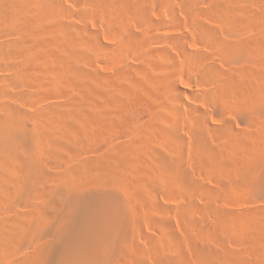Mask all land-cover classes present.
Returning <instances> with one entry per match:
<instances>
[{
  "label": "rangeland",
  "instance_id": "obj_1",
  "mask_svg": "<svg viewBox=\"0 0 264 264\" xmlns=\"http://www.w3.org/2000/svg\"><path fill=\"white\" fill-rule=\"evenodd\" d=\"M140 1H143L142 7L140 5V10L142 9L143 12L139 14L138 11L134 12L135 10L129 7L124 8L123 5L112 2L105 4L94 0H60L58 8V3L53 0L51 2L49 0L48 4L47 0H23L20 6L24 13L21 14L20 21L24 27V34L16 36L7 31L6 35L5 30L2 31L3 37L0 35V45L7 47L6 56L0 57L4 59L0 60L4 65L10 62L19 64L20 60L24 59L22 51L19 50L20 46L25 49L30 47L32 38H37V42L41 41L42 46L45 45V48L50 50L48 52L44 49L45 56L40 54L29 56L24 59L25 63L22 60V64H25L24 66L29 70L23 78V86L21 85L20 90L32 94L31 90L39 95L31 101L28 99L22 101L21 105L24 109L33 112L42 107L61 104L63 107L72 108L79 106L76 109H82L85 113V117L77 119L75 134H70L68 138L61 136V140L67 139L70 146L74 147L70 152L68 148L63 149L61 155L64 159L61 158V166H69L68 162L70 165L77 164L80 160L97 158L101 154L106 157L112 155V159L116 161L113 174H117V178L113 176L115 179L111 181L113 184L104 179L102 172L99 176L103 177L104 181L100 179L97 182L102 181L105 185L98 184L96 178L94 179L95 184L104 188L99 190L101 188L98 186V191L95 188L97 195L100 191L107 192L109 189L112 193H116L117 197H114V193L107 192L109 197L113 196L116 200L111 199L113 205L117 204L115 212L109 214L103 212L104 215H101L99 205L95 204L96 200L99 201L98 195L88 203L92 209L89 205H85L84 209L87 210L84 211L82 206L80 211H76L78 212L75 213L76 215L69 216L70 219L61 218L64 222L61 223V227L66 230L68 239H84L90 227L103 238L109 235L111 264H207L204 259L199 261L197 258L198 255L195 253L199 250L204 252L206 250V253L213 250L222 257L230 256L229 252L233 251L230 257L236 258L235 261L238 252L240 256H245L248 264H264V241L261 238L263 241L261 243L257 232L249 228L250 220L264 222V107L252 111L249 106L246 107L235 100L227 101L224 95L218 94L222 92L219 90L221 89L219 82L221 83V80L223 81L232 72H246L240 77L244 78L247 86L242 84L243 78L240 83L244 85L245 91L249 89L247 92L244 91L249 94L248 97L252 95V89L255 87L250 85L253 84L252 82L255 84L259 81L257 78L261 77L259 83L264 84V62L260 64V60L264 61V0H235V2L231 0L233 3L231 5L236 7L239 14L241 13L242 23L238 26L224 23L217 15L212 14L211 10V13L208 11L213 0ZM49 5L57 7L53 10L50 7L53 15L49 9L47 13ZM121 6L124 9L120 8ZM214 27L217 33L211 38L210 33L205 32V28L214 30ZM128 29L132 32L129 33ZM22 37L25 41L18 45L17 41ZM237 41L251 44L260 41L259 44H255V49L260 45V50L250 53L243 51V53L237 49L226 54L221 48L225 43ZM209 65L218 67L215 69L216 72L219 70L218 75L215 74L214 78L206 77L204 74L205 67ZM4 70L5 68L0 70L2 78L8 75V71ZM172 83L182 92L174 91ZM200 114L205 117L209 125L206 126V131L209 133L208 144L213 152L204 156L193 135L195 120L198 118L203 120ZM225 121L230 127L224 128L228 127L230 131L220 128L225 125L223 123ZM218 129H224L223 136L218 135ZM76 136L81 138L77 137L79 141L73 142ZM72 150L74 152H71ZM216 151H221V156ZM238 152L240 153L237 154ZM245 153L250 154L248 156ZM244 154L249 158L253 154L257 158L256 162L259 160L257 166L260 167L258 170L256 166V171L261 173L257 176L252 173L255 176L254 180L250 177L251 173L246 177L250 179L249 181L241 176L244 172L240 171V176L238 175L237 168H240L238 166H241L242 160L247 158ZM241 155L245 158L241 157V159ZM167 162L170 164L166 165L167 168L170 166L168 169L163 164ZM171 163L175 166L172 167ZM235 172H238L236 175L240 179L232 176ZM118 176L121 178L118 179ZM116 180H120L121 183ZM235 180L241 181H239L242 183L239 185L240 188L237 186L239 182ZM242 180L247 181L244 182L246 185ZM46 183L48 187L50 183L47 181ZM95 191L92 189V193ZM46 196L47 198L36 196L26 205L15 201L12 207L2 202L0 222L7 223V220L2 221V218H8V223L12 220L19 222V218L26 217L29 212H43L45 200L50 199L49 194ZM94 204L96 210L98 206L99 212L94 211ZM50 208L51 214L56 212L57 207L50 206ZM81 212L87 213V216ZM105 219L106 221L109 219L110 222L105 224ZM47 220L50 221L49 218ZM212 222L216 225L218 223L219 229ZM211 226L215 228L212 229ZM211 229L213 231L217 229L221 234L219 236L218 232H214L215 241L213 234L210 235ZM19 237L13 249L11 247L6 248V252L4 250L0 264L2 262L18 264L31 251L35 241L31 239L24 241L26 238ZM40 239H38L39 243L45 240ZM210 242L211 245L208 244ZM226 257L227 264L232 262L235 264V261H232L234 258L230 261L231 258ZM209 260L207 261L212 262ZM213 261V264L223 263H219L221 259Z\"/></svg>",
  "mask_w": 264,
  "mask_h": 264
},
{
  "label": "bare ground",
  "instance_id": "obj_2",
  "mask_svg": "<svg viewBox=\"0 0 264 264\" xmlns=\"http://www.w3.org/2000/svg\"><path fill=\"white\" fill-rule=\"evenodd\" d=\"M23 0H0V32H1V36H2V31H5L6 35H7V31H9L10 33L16 34V36H22V34H24V27L22 22L20 21V16L21 14L24 13V10H21L22 6H20L23 2ZM26 1V0H24ZM46 1V0H45ZM47 0V4H48ZM59 8L60 5V0H53ZM89 1V0H88ZM95 2H99V3H107V2H112L113 4H118V5H123V7L125 8H131V10H135L134 12L138 11L139 14L140 12H143L142 9L140 10V5L143 4L140 0H94ZM147 1V0H146ZM190 1V0H189ZM233 1V0H232ZM263 1V0H262ZM261 1V2H262ZM51 2V0H50ZM235 2V0H234ZM44 4V3H43ZM45 4V5H47ZM50 4V3H49ZM52 4V3H51ZM50 4V5H51ZM91 4V3H90ZM94 4V2H93ZM97 4V3H96ZM104 4V5H105ZM108 4V3H107ZM110 4V3H109ZM231 4V0H213L211 1V4L209 5L210 8L209 10L206 9L210 12V10L213 12L212 14L217 15V17H219L221 19V21L224 23H231L233 26H238L241 25L240 23H242L241 21V16L239 14V12H237L238 10H236V7H233ZM47 6V10L51 9L53 10L55 7L53 6ZM39 6V5H37ZM41 6V5H40ZM43 6V5H42ZM98 6V5H97ZM117 6V5H116ZM44 7V6H43ZM51 7V8H50ZM91 7V6H90ZM111 7V5H110ZM114 7V6H113ZM142 7V5H141ZM57 8V7H56ZM122 8V6L120 7ZM122 8V9H124ZM145 8V7H143ZM241 9V8H240ZM243 9V8H242ZM39 10V9H38ZM49 10L47 11V13L49 12ZM50 10V13H51ZM115 10V9H113ZM34 11V10H33ZM36 11V10H35ZM46 11V10H45ZM127 11V10H126ZM247 11V10H246ZM100 12V11H99ZM118 12V11H117ZM145 12V11H144ZM205 12V11H204ZM242 12V11H241ZM28 13V12H27ZM131 13V11H130ZM133 13V12H132ZM208 13V12H207ZM211 13V12H210ZM44 14V13H42ZM46 14V13H45ZM44 14V15H45ZM53 15V13H51ZM117 14V13H116ZM121 14V13H120ZM128 14V13H127ZM145 13H142V15H144ZM56 15V14H55ZM138 15V13H137ZM43 16V15H42ZM59 16V15H58ZM126 16V15H125ZM135 16V14H134ZM133 16V17H134ZM140 16V15H139ZM147 16V15H146ZM248 16V15H247ZM251 16V15H250ZM253 16V15H252ZM264 16V15H263ZM257 17V16H256ZM26 18V17H25ZM31 18V17H30ZM126 18V17H125ZM244 18V16H243ZM250 18V17H249ZM252 18V17H251ZM23 19V18H22ZM34 19V18H33ZM36 19V17H35ZM109 19V18H108ZM219 19V20H220ZM245 19V18H244ZM127 21V19H125ZM131 20V19H130ZM243 20V19H242ZM248 20V19H247ZM25 21V20H24ZM110 21V20H109ZM129 21V20H128ZM120 22V21H119ZM244 22V21H243ZM248 22V21H247ZM246 22V23H247ZM257 22V21H256ZM24 23V22H23ZM111 23V22H110ZM125 23V22H124ZM245 23V22H244ZM243 23V24H244ZM60 24V23H59ZM32 25V24H31ZM118 25V24H117ZM224 25V24H223ZM229 25V24H227ZM246 25V24H245ZM250 25V24H249ZM248 25V26H249ZM251 26V25H250ZM256 26V25H255ZM259 26V25H258ZM125 27V26H124ZM205 27V26H204ZM218 26H216L217 28ZM27 28V27H26ZM211 28V27H210ZM210 28H205V32L210 33V37H212V35H215L217 33V29L212 30ZM248 28V27H247ZM255 28V27H254ZM42 29V28H41ZM44 29V28H43ZM49 29V28H48ZM221 29V28H220ZM83 31H85L84 28H82ZM219 30V29H218ZM41 31V30H40ZM122 31V30H121ZM126 31V30H125ZM86 32V31H85ZM128 32H132L129 31ZM204 32V31H202ZM219 32V31H218ZM4 33V34H5ZM206 33V34H207ZM213 33V34H212ZM209 35V34H208ZM134 36V35H133ZM218 36V35H217ZM3 37V36H2ZM14 37V36H13ZM11 37V38H13ZM125 37V36H124ZM248 37V36H247ZM6 38V37H5ZM5 38L3 40H5ZM17 38V37H16ZM207 38V37H206ZM251 38V37H250ZM9 39V38H8ZM7 39V41H9ZM15 39V38H14ZM13 39V40H14ZM26 39V38H25ZM242 39V38H240ZM18 45H20L21 43H24V37L18 39ZM48 40V39H47ZM218 40V37H217ZM5 41V42H7ZM38 39L37 38H32L31 39V45L30 47H27L25 49V47H22V45L20 46L21 48L19 50L22 51V55L24 57V59L29 58V56H33V55H42L45 56L46 52L44 51L45 45L42 46L41 41L40 43L37 42ZM210 41V40H209ZM216 42V39L214 40ZM251 41L253 42V40L251 39ZM262 41V40H261ZM44 42V40H43ZM42 42V43H43ZM136 42V41H135ZM219 42V40H218ZM229 42V41H228ZM260 42V41H259ZM259 42H254L255 44ZM1 43V42H0ZM220 43V42H219ZM218 43V44H219ZM264 43V41H263ZM16 44V42H15ZM30 44V43H29ZM102 44V43H101ZM255 44H251L249 42H236V43H225V45L221 46V48L226 52L230 51H235V50H241L242 52L244 51L245 53H250V52H257L256 50L259 49L258 48L255 49ZM257 44V45H258ZM5 45V44H4ZM221 45V43H220ZM26 46V44H25ZM50 46V45H49ZM10 47V46H9ZM220 47V46H219ZM7 48V47H6ZM5 47L0 45V57L4 56L5 54H7V50ZM15 48V47H14ZM83 48V47H82ZM85 48V46H84ZM216 48V47H215ZM264 48V46H263ZM11 50V49H10ZM17 50V48L15 49V51ZM260 50V49H259ZM14 50H12L13 52ZM46 51H50L49 49H46ZM53 51V50H52ZM86 51V50H85ZM264 51V50H263ZM19 52V51H18ZM47 52V53H48ZM239 52V51H236ZM234 52V53H236ZM243 52V53H244ZM11 52H9L10 55ZM15 53V52H14ZM53 53V52H52ZM90 53V52H89ZM264 53V52H263ZM227 54V53H226ZM242 55V54H241ZM249 55V54H248ZM6 56V55H5ZM245 56V55H244ZM250 57V56H249ZM262 57V56H261ZM3 58V57H1ZM24 59H21L19 64L15 63V62H10V63H6V65H4V63H0L2 65H0V70L3 68H5L6 72L8 73L7 77L2 78L0 77V204H2V202L6 203V206L8 207H12L14 206L13 204H15V201H18L19 203H23V205L28 204L29 202L31 203V201L34 199V197H46V195H50V199L45 200L46 203L43 206V212H29L30 214L27 215L26 217L21 216L22 218H19L20 221L19 222H15L14 220H12V225L9 222L8 223V218H2L4 221L7 220V223L10 224L11 226H9L7 223L3 224V222H0V257L4 255V250L6 248H11L13 249V247L15 246V242L17 241L16 239H19V236H23L24 239L26 238L27 241L28 239H31L32 241L34 240L35 243L34 245L31 247V251L27 254V256L25 258H23L20 262H18V264H111L110 261V237L109 235H103L106 238H103L101 236V234L97 235V232L95 233V231L93 229H91L92 227H90V230L88 231V233L86 235H84V239L79 240L78 238H74V239H68L69 237L66 236V230L62 229L63 227H61V223H64V217L69 218L70 215H73L77 210L80 211V208L84 209L85 205H89V201H91L92 199H95V197H97L98 195V202L96 200L95 204L99 205V208L101 209L102 214L104 215L103 212H115V208L116 205H113L111 202V196L109 197L108 193L110 191H100L102 193L99 192V194L97 195V188L99 186V190H103L104 188L101 187V185H97L94 182V179L96 180V182L100 179L103 180V177H105V180H109L110 182L115 180L113 178V176L115 175V178L117 174H113V170L116 167V161H114L112 159V155L111 157H106L104 156V154H101L99 157L97 158H91V159H85V160H80L79 163L77 164H69V162L67 163L69 166H61V160L64 159L62 158L61 152L63 151V149L67 150V148L69 149L68 151L70 152V149H74L73 145L70 146V143L67 142V139L61 140V136H66L68 138V136H70V134H75V130L76 128V123L78 118H82L85 117V113L83 112L82 109L77 110L79 106H77L76 108H72V107H63L61 106V104H55L54 106L51 107H42L40 109H36L33 112L27 111L26 109L23 108V106L21 105V102L28 99V100H33L36 97H38L39 95L34 92L29 94L28 92L25 93L24 91L22 92L20 89V87H22L23 85V78L24 76L27 74V71L29 70L28 68H26L23 64H22V60L23 63H25L26 61ZM251 59V58H250ZM264 59V58H263ZM2 60V59H0ZM4 60V59H3ZM2 60V61H3ZM258 60V59H257ZM261 62H264L262 60H260V64ZM30 64V63H29ZM76 66L78 64H75ZM29 66V65H28ZM261 66V65H260ZM3 67V68H2ZM81 67V65H80ZM252 66H250L251 69ZM254 67V66H253ZM258 67V66H257ZM243 68V67H242ZM247 68V67H244ZM79 69V68H78ZM81 69V68H80ZM205 72L204 74L206 75V77H212L215 74H217V71L215 69H218L214 67V65H209L207 68L205 67ZM254 69V68H252ZM4 70V71H5ZM82 70V69H81ZM242 70V69H241ZM259 70V69H257ZM261 70V69H260ZM263 70V69H262ZM222 72V70H220ZM4 72V73H6ZM78 72V71H77ZM81 72V71H80ZM87 72V71H86ZM232 72V71H231ZM79 73V72H78ZM200 73V72H199ZM227 73V72H226ZM244 76V73L246 72H232L229 74L228 77H225V79H223V81L221 80L220 84V91H222L221 93L218 94H222L224 95L225 98H227L228 100L231 101H238V103L240 102V104L245 105L246 107L249 106V109L252 111H255L257 108L258 109H263L264 107V84H260L259 81L261 79L257 78V80H259L254 84V82H252L253 84L250 85H254L255 87H253L252 89V95L250 97H248V95L245 93L247 92L249 89H247V91L244 90V85L242 86V84H245L246 82H244V78L240 75ZM249 73V72H248ZM260 73V72H259ZM263 73V72H262ZM1 75V73H0ZM201 75V74H200ZM218 75V74H217ZM223 75V74H222ZM247 75V74H246ZM250 75V74H249ZM252 75V73H251ZM260 76H262L261 74H259ZM257 75V76H259ZM2 76V75H1ZM226 76V74H225ZM220 78V77H219ZM243 78V83L240 81ZM251 78V77H250ZM202 79V78H201ZM221 79V78H220ZM247 79V78H246ZM204 80V79H202ZM208 80V79H207ZM251 80V81H252ZM249 81V82H251ZM242 84H241V83ZM22 85V86H21ZM246 85V84H245ZM248 85V86H250ZM173 89L174 91H181L180 88L176 85H173ZM247 86V85H246ZM250 86V87H252ZM172 89V90H173ZM28 90V89H27ZM25 90V91H27ZM218 90V91H219ZM217 91V89H216ZM215 91V92H216ZM219 91V92H220ZM245 91V92H244ZM36 92V91H35ZM38 92V89H37ZM182 92V91H181ZM82 93V92H81ZM86 95V94H85ZM87 97V96H86ZM216 97V96H215ZM222 97V96H220ZM219 98V97H218ZM217 98V100H218ZM221 99V98H220ZM80 100V98H79ZM206 100V99H205ZM74 101V100H72ZM84 101H85V97H84ZM179 101V100H178ZM207 101H205L204 103L206 104ZM75 103V102H74ZM178 103V102H177ZM234 104V103H233ZM74 105V104H73ZM79 105V103H78ZM180 105V104H179ZM238 105V104H237ZM75 106V105H74ZM202 106V105H201ZM207 106V105H206ZM206 106H204L206 109ZM203 107V106H202ZM208 107V106H207ZM242 107V106H241ZM244 107V106H243ZM179 109V108H178ZM199 109V108H198ZM255 109V110H254ZM193 110V108H192ZM201 110V109H199ZM249 110V111H250ZM103 111V110H102ZM180 111V109H179ZM197 111V110H196ZM195 111V112H196ZM202 111V110H201ZM251 111V112H252ZM194 112V113H195ZM200 112V111H197ZM196 112V113H197ZM204 112V111H203ZM260 112V111H259ZM202 113V112H201ZM206 113V111L204 112ZM203 114V113H202ZM252 114V113H251ZM254 114V113H253ZM258 114V113H257ZM201 115V114H200ZM194 116V115H193ZM192 116V117H193ZM202 116V115H201ZM250 118V115H248ZM253 117V116H252ZM97 118V117H96ZM194 118V117H193ZM203 118V116H202ZM256 118V117H255ZM254 118V119H255ZM258 118V117H257ZM252 119V118H251ZM264 119V118H263ZM194 120V119H192ZM205 120V122L203 121ZM203 120L201 118H198L195 120L194 123V133L193 135H195V138L200 146V150L203 154V156L206 154L208 155V153H213L212 149L210 150L211 147H209V133L208 131H206V126H209L206 122L205 117L203 118ZM259 120V119H258ZM100 121V120H99ZM260 121V120H259ZM79 122V121H78ZM251 122V121H250ZM192 123V121H191ZM225 123V125H221L222 127L220 128H224L225 126H229V123H227V121L223 122ZM227 123V124H226ZM253 123V122H252ZM97 124V123H96ZM207 124V125H206ZM256 124V123H255ZM262 125V124H261ZM260 125V126H261ZM264 125V124H263ZM82 126V125H81ZM97 126V125H96ZM259 126V125H258ZM85 127V126H84ZM228 127H226L227 129L225 130H229ZM257 127V126H256ZM83 128V127H82ZM191 129V128H190ZM210 129V128H208ZM224 129H218V135H222ZM255 129V128H254ZM175 130V129H174ZM223 130V131H222ZM259 130V129H258ZM171 131V130H170ZM192 131V130H191ZM251 131V130H250ZM256 131V130H255ZM77 132V130H76ZM79 132V131H78ZM261 132V130H260ZM171 133V132H170ZM172 133L174 134L173 130ZM171 133V134H172ZM212 133V132H211ZM248 133V132H245ZM79 134V133H78ZM77 134V135H78ZM192 134V133H191ZM225 135V134H224ZM251 135V134H250ZM260 135V134H259ZM216 136V135H215ZM223 136V135H222ZM227 136V135H225ZM235 136V135H233ZM77 137L79 138V136L74 137L75 139L73 140V142H77V140L79 141V139H77ZM211 137V136H210ZM245 137V136H244ZM249 137V136H248ZM252 137V136H251ZM250 137V138H251ZM192 138V137H191ZM216 138V137H215ZM227 138V137H226ZM247 138V137H246ZM232 139V138H230ZM229 139V140H230ZM245 139V138H244ZM259 139V138H258ZM184 140V139H183ZM235 140V139H234ZM81 141V140H80ZM192 141V140H191ZM228 141V140H227ZM254 141V139L252 140ZM263 141V140H262ZM82 142V141H81ZM174 142V141H173ZM79 143V142H78ZM225 143V142H224ZM235 143V142H234ZM233 143V144H234ZM252 143V142H250ZM258 143V142H257ZM263 143V142H262ZM239 144V143H237ZM245 144V143H244ZM75 145V144H74ZM248 145V144H247ZM256 145V144H255ZM197 146V145H196ZM225 146V145H224ZM30 147H33V149H31ZM81 147V146H80ZM181 147V146H180ZM229 147V146H228ZM198 148V147H197ZM216 148V147H215ZM221 148V147H219ZM264 148V147H263ZM79 149V148H78ZM77 149V150H78ZM182 149V148H181ZM229 149V148H228ZM232 149V148H231ZM64 150V151H65ZM113 150V148H112ZM214 150V149H213ZM227 150V147H226ZM260 150V149H259ZM258 150V151H259ZM263 150V149H262ZM80 151V149H79ZM197 151V150H196ZM230 151V150H229ZM256 151V150H255ZM71 152H74L73 150ZM199 152V151H198ZM218 154L220 153L221 156V151H216ZM227 152V151H226ZM260 152V151H259ZM109 153V152H108ZM112 153V152H111ZM110 153V154H111ZM180 153V152H179ZM240 152H238L237 154H239ZM63 154V153H62ZM119 154V153H118ZM231 154V153H230ZM242 154V153H241ZM246 154V153H245ZM244 154V155H245ZM248 154V153H247ZM246 154V155H247ZM250 154V153H249ZM248 154V156H249ZM210 155V154H209ZM213 155V154H212ZM217 155V154H216ZM227 155V154H226ZM245 155V156H246ZM108 156V155H107ZM244 156V158H245ZM215 157V156H214ZM232 157L235 158V156L232 155ZM239 156H237L238 158ZM243 158V155L240 156V158ZM247 157V156H246ZM62 158V159H61ZM119 158V157H118ZM166 158V157H165ZM164 158V159H165ZM206 158H208L206 156ZM219 158V157H218ZM226 158V157H225ZM241 158V159H242ZM243 158V159H244ZM160 159V158H159ZM163 159V160H164ZM211 159V158H210ZM209 159V160H210ZM228 159V157H227ZM256 157L252 154L250 155V158L247 157L244 160H242V165L238 166L240 168L239 169V173L240 171L244 172V174H246L244 176V174L241 173V176L243 175V178L247 179L248 181L250 180L248 174H250L251 179H255V176L252 175V173H255L256 176L261 172H257L259 170L260 166H257L259 164H257L259 162H256ZM148 160V159H147ZM157 160V159H156ZM167 160V159H165ZM168 160H170L168 158ZM231 160V159H230ZM120 161V160H119ZM171 161V160H170ZM216 161V160H215ZM237 161V160H236ZM235 161V162H236ZM240 161V160H239ZM264 161V160H263ZM125 162V161H124ZM145 162V161H144ZM234 162V164H235ZM202 163V162H201ZM232 163V162H231ZM240 163V162H239ZM262 163V162H261ZM165 164V166L167 163H163ZM172 167H174V163H171ZM219 164V163H218ZM170 165V164H169ZM174 165V166H173ZM201 165V164H200ZM164 166V167H165ZM168 166V165H167ZM166 166V168H167ZM221 166V165H220ZM236 166V165H235ZM256 166H257V171H256ZM137 167V166H136ZM143 167V166H142ZM163 167V168H164ZM170 167V166H169ZM168 167V168H169ZM233 167V166H232ZM262 167V165H261ZM167 168V169H168ZM178 168V166H177ZM181 168V167H180ZM222 168V166H221ZM220 168V169H221ZM230 168V167H229ZM125 169V168H123ZM141 169V168H140ZM166 169V170H167ZM236 169V168H235ZM171 170V169H170ZM140 171V170H139ZM168 171V170H167ZM183 171V170H182ZM229 171V170H228ZM235 171V170H234ZM256 171V172H255ZM262 171V170H260ZM100 172H102L104 174L103 177H100ZM116 172V171H115ZM170 172V171H169ZM172 172V171H171ZM175 172V171H174ZM101 173V174H102ZM117 173V172H116ZM122 173V172H120ZM235 172L232 173V176L234 175L236 178V174ZM100 175V176H99ZM120 175V174H119ZM125 175V174H124ZM176 176V175H174ZM240 176V175H239ZM254 176V177H253ZM107 177V179H106ZM231 177V176H230ZM229 177V179H230ZM238 177V176H237ZM113 178V179H112ZM121 178L118 176V179ZM180 178V177H179ZM178 178V179H179ZM226 178V177H225ZM233 178V177H232ZM233 178V179H235ZM241 178V179H243ZM177 179V178H176ZM182 179V178H181ZM228 179V178H227ZM238 179H240V177H238ZM244 179V180H245ZM253 179V180H254ZM174 180V179H173ZM251 180V181H253ZM258 180V179H257ZM46 181L49 182L50 184L48 185V187L46 186ZM92 181V183H91ZM104 181V180H103ZM118 183L120 182V180H116ZM116 181H114L116 183ZM220 181V180H219ZM229 181V180H228ZM236 182H239L237 180H235ZM97 182V183H98ZM108 182V181H107ZM190 182V181H189ZM222 182V180H221ZM235 182V183H236ZM241 182V181H240ZM236 183L237 186H239L242 183ZM243 182V180H242ZM247 182V181H244ZM243 182V184H245ZM254 182V181H253ZM93 185L91 186V184ZM113 184V182H111ZM121 183V182H120ZM119 183V184H120ZM185 183V182H184ZM53 184V185H52ZM90 184V185H89ZM98 184H102L105 185L102 181H100V183ZM111 184V185H112ZM97 185V186H95ZM117 185V184H116ZM190 185V184H188ZM246 185V184H245ZM256 185V184H255ZM91 186V187H90ZM186 186V185H185ZM243 186V185H242ZM249 186V184L247 185ZM106 187V186H105ZM226 187V186H225ZM92 188L95 191V188L97 191H95L94 193H92ZM109 188V187H108ZM112 188V187H111ZM114 188V187H113ZM117 188V187H116ZM119 188V186H118ZM122 188V187H121ZM240 188V186H239ZM243 188V187H241ZM107 189V187H106ZM108 190V189H107ZM208 190V189H207ZM211 190V189H210ZM214 190V189H213ZM212 190V192H213ZM216 190V188H215ZM222 190V189H221ZM237 190V189H236ZM202 191V190H201ZM209 191V190H208ZM235 191V190H234ZM106 192V193H103ZM111 192V191H110ZM207 192V191H206ZM112 193V192H111ZM110 193V194H111ZM114 193V197L115 196V192ZM112 193V194H113ZM216 193V192H214ZM232 193V191H231ZM223 195V194H222ZM119 197V196H118ZM43 198V199H44ZM223 198V197H222ZM38 199V198H37ZM114 199V198H113ZM112 199V200H113ZM115 200V199H114ZM119 200V199H118ZM44 201V200H43ZM94 201V200H93ZM116 201V200H115ZM113 201V202H115ZM95 202V201H94ZM190 202V201H189ZM117 203V202H116ZM119 203V201H118ZM95 204L93 205V208L95 207ZM92 205V204H91ZM195 205V204H194ZM50 206L52 207H57L56 208V212L52 213V210H50ZM120 206V205H119ZM186 206V205H185ZM3 207V206H2ZM90 207V205H89ZM88 210H90V208L92 209V206L89 208ZM97 209L99 210L98 206H96ZM118 207V206H117ZM183 208V207H182ZM188 208V206H187ZM263 208V207H262ZM6 209V208H5ZM86 209V208H85ZM84 209V211H85ZM55 210V209H54ZM82 210V209H81ZM87 210V209H86ZM96 210V208H94V211ZM98 210H96V212H99ZM181 210V208H180ZM183 210V209H182ZM93 213L94 211L91 210ZM248 211V210H247ZM117 212V211H116ZM221 212V211H220ZM264 212V211H263ZM85 212H81V214ZM184 213V212H183ZM254 213V212H253ZM87 213H85V216ZM219 214V213H218ZM76 215V214H75ZM89 215V213H88ZM224 215V214H223ZM79 216V215H77ZM90 216V215H89ZM226 216V215H225ZM230 216V215H229ZM261 216V215H260ZM259 216V217H260ZM71 217V216H70ZM75 217V216H74ZM82 217V216H81ZM84 217V216H83ZM105 217V216H104ZM194 217V216H193ZM258 217V218H259ZM50 219V221H48L47 219ZM61 218L63 220H61ZM73 218V217H72ZM77 218V217H75ZM80 218V217H79ZM78 218V219H79ZM216 218V216H215ZM248 218V217H247ZM264 218V217H263ZM70 219V218H69ZM120 219V218H119ZM195 219V218H194ZM197 219V217H196ZM195 219V220H196ZM230 219V218H229ZM76 220V219H75ZM104 220V219H103ZM117 220V219H116ZM219 220V219H218ZM224 220V219H222ZM249 220V219H248ZM247 220V221H248ZM1 221V219H0ZM62 221V222H61ZM69 221V220H68ZM78 221V220H77ZM82 221V220H80ZM79 221V222H80ZM200 221V220H199ZM235 221V220H234ZM110 222V220L108 219V221H104V223H108ZM192 222V221H191ZM198 222V220H197ZM220 222V221H218ZM227 222V221H226ZM66 223V221H65ZM70 223V222H69ZM73 223V222H72ZM88 223V222H87ZM190 223V222H189ZM210 223V222H209ZM217 223V222H216ZM80 224V223H78ZM89 224V223H88ZM87 224V225H88ZM199 224V223H198ZM212 224H214L212 222ZM250 227L249 228H253L257 234L260 236H257L259 241L261 242L262 239L264 241V222L260 221V220H256V221H252L250 220L249 223ZM64 225V224H63ZM193 225V223H192ZM216 224H214L215 226ZM71 226V224H70ZM120 226V225H119ZM203 226V225H202ZM219 229V225L217 223V225ZM215 226V227H216ZM86 227V226H85ZM104 227V226H103ZM117 227V226H116ZM205 227V226H204ZM207 227V226H206ZM212 227V226H211ZM215 227H212V229H214ZM84 228V227H83ZM105 228V227H104ZM119 228V227H118ZM88 229V228H87ZM211 229V234H213V241L214 240V232H218L217 229H215L214 231ZM102 230V229H101ZM248 230V229H247ZM252 230V231H254ZM99 231V230H96ZM202 231V230H201ZM213 231V233H212ZM246 231V230H245ZM101 232V231H100ZM209 232V233H210ZM102 233V232H101ZM107 233V232H106ZM119 233V232H118ZM195 233V231H194ZM208 233V234H209ZM69 236L70 234L67 233ZM120 234V233H119ZM207 234V235H208ZM197 235V234H196ZM218 235L220 236L221 234ZM251 235V233H250ZM101 236V237H99ZM248 236V235H247ZM19 237V238H17ZM210 237V236H209ZM249 237V236H248ZM43 238V239H40ZM112 238V237H111ZM224 238V237H223ZM226 238V237H225ZM245 238V237H244ZM262 238V239H261ZM38 239L40 240H44L42 242H38ZM252 239V238H251ZM261 239V240H260ZM112 240V239H111ZM210 240V238H209ZM218 240V239H217ZM216 240V241H217ZM220 240V239H219ZM218 240V241H219ZM222 240V239H221ZM224 240V239H223ZM254 240V239H253ZM19 241V240H18ZM114 241V240H113ZM252 241V240H251ZM262 241V242H263ZM223 242V241H221ZM261 242V243H262ZM29 243V241H28ZM27 244V243H26ZM209 245H211V242L208 243ZM208 244L206 247H208ZM29 246H31L30 244H27ZM113 246V245H112ZM117 246V245H116ZM217 246V245H216ZM222 246V245H221ZM198 247V246H197ZM112 248V247H111ZM226 248V247H225ZM258 248V247H257ZM264 248V247H263ZM208 249V248H207ZM214 249V248H213ZM228 249V248H227ZM235 249V248H234ZM8 250V249H7ZM199 250V249H197ZM215 250V249H214ZM261 250V249H259ZM10 251V250H9ZM6 252V250H5ZM201 252V253H200ZM208 252V251H207ZM233 251H231L232 253ZM199 253V254H198ZM198 253H195L198 255V259L200 261V259H204V262H207V264H213L214 263V259H221L222 261H219V263L223 262L222 264L226 263L227 261L225 259L226 256H221V254H218V252L216 253V251L214 252L209 251L208 253H206L204 251H198ZM228 253V252H227ZM231 253L229 252L230 256ZM10 254V253H9ZM233 254V253H232ZM235 254V252H234ZM237 254V255H236ZM236 257H237V262L238 264H248L246 259L244 258L245 256H240V253H236ZM8 255V254H7ZM225 255V254H224ZM239 255V256H238ZM244 255V254H243ZM196 256V255H195ZM230 256H227L228 258ZM5 257V256H4ZM193 257V256H192ZM222 257V258H221ZM226 257V258H227ZM239 257V258H238ZM211 258V259H210ZM227 258V259H228ZM231 258V257H230ZM234 257H232L230 259V261L233 259ZM1 260L2 257L0 258ZM212 260V262L210 260ZM236 258H234L232 261H235ZM194 260V259H193ZM207 260H209L210 262H208ZM202 261V260H201ZM230 261H228L230 263ZM235 261V264H237V262ZM1 262V261H0ZM11 262V261H8ZM7 262V263H8ZM261 262V261H260ZM5 262H2L1 264H4ZM218 263V260H217ZM6 264V263H5ZM9 264V263H8ZM173 264V263H172ZM195 264V263H194ZM203 264V263H201ZM206 264V263H205ZM231 264V263H230ZM233 264V262H232Z\"/></svg>",
  "mask_w": 264,
  "mask_h": 264
}]
</instances>
